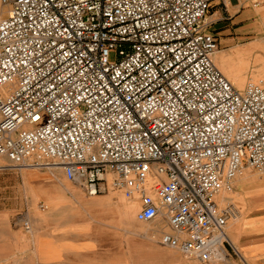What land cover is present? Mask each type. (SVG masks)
Returning a JSON list of instances; mask_svg holds the SVG:
<instances>
[{
  "label": "built area",
  "instance_id": "obj_1",
  "mask_svg": "<svg viewBox=\"0 0 264 264\" xmlns=\"http://www.w3.org/2000/svg\"><path fill=\"white\" fill-rule=\"evenodd\" d=\"M215 1L0 0V157L120 190L171 229L162 244L228 258L219 196L264 173V80L239 89L215 64Z\"/></svg>",
  "mask_w": 264,
  "mask_h": 264
},
{
  "label": "rangeland",
  "instance_id": "obj_2",
  "mask_svg": "<svg viewBox=\"0 0 264 264\" xmlns=\"http://www.w3.org/2000/svg\"><path fill=\"white\" fill-rule=\"evenodd\" d=\"M238 10L236 17L243 21L228 26L227 18ZM215 11L222 19L219 22L209 18ZM207 19L209 29L217 33L220 53L237 72L247 82L264 80V0H242L241 6L217 0ZM115 57L111 53V59ZM0 159L5 165L0 167V264H227L225 260L204 263L162 244V233L170 232L165 222L138 221L139 202L120 190L109 187L90 196L68 181L58 166L17 168L7 158ZM242 171L249 172L252 180L244 186L237 182L238 174L233 190L227 191L231 200L225 202H234L242 212L230 221L232 238L226 230L228 261L264 264V256L247 252L251 244L264 242V233L246 231L256 225L247 221L248 216L264 217V173L248 167ZM126 205L134 211L129 212Z\"/></svg>",
  "mask_w": 264,
  "mask_h": 264
},
{
  "label": "bare ground",
  "instance_id": "obj_3",
  "mask_svg": "<svg viewBox=\"0 0 264 264\" xmlns=\"http://www.w3.org/2000/svg\"><path fill=\"white\" fill-rule=\"evenodd\" d=\"M7 7V6H6ZM6 11H5V6L4 5H0V18L4 15V13H5ZM207 21H208V19H207ZM215 53H217V55L215 56V64H217V67L218 66H220V68L222 69V70H224V73H227L226 75H227V78L236 86H239V87H243L244 88V86H245V84H246V79L240 74V73H238L237 72V70H236V68H235V66H233L232 65V63L230 62V60L229 59H227V57H225L224 55H223V53H220V49H217L216 50V52ZM219 53V54H218ZM260 67V66H259ZM219 68V67H218ZM219 68V69H220ZM228 68H231L230 70L228 69ZM220 69V70H221ZM226 71V72H225ZM235 71V72H234ZM264 74V73H263ZM240 89H242V88H240ZM0 158H3V157H0ZM3 164V162L1 161V159H0V167H3V166H5V165H2ZM36 167H38V166H36ZM46 167H48V166H46ZM27 169L28 168H32L31 166H28V167H26ZM50 168H52V167H50ZM239 174H241L240 176H239V178H237V182H240L242 185H246L247 183H249L251 180H252V176L249 174V172H244V171H241ZM108 180L111 182V180H112V176H109V178H108ZM258 181V180H257ZM112 186V185H111ZM110 200L112 199V198H109ZM219 200H220V202L223 204V203H225L226 201H230L231 200V196H230V193H227V191H223L222 193H221V195L219 196ZM85 201V200H84ZM86 202V204H89V201H85ZM88 202V203H87ZM232 202V201H231ZM234 203V202H233ZM234 205H235V203H234ZM235 207H236V205H235ZM126 209L129 211V212H133L134 211V209H133V206L132 205H130V206H128V205H126ZM236 212H235V216H237V217H241V211L236 207ZM240 213V214H239ZM168 229L170 230V232H171V229L168 227ZM227 232L229 233V235L231 236V228H230V222L228 223V225H227ZM231 238H232V236H231ZM225 261H227L226 263L227 264H229V261H228V258H226L225 259Z\"/></svg>",
  "mask_w": 264,
  "mask_h": 264
},
{
  "label": "crops",
  "instance_id": "obj_4",
  "mask_svg": "<svg viewBox=\"0 0 264 264\" xmlns=\"http://www.w3.org/2000/svg\"><path fill=\"white\" fill-rule=\"evenodd\" d=\"M229 2L232 6H241L242 5V0H229ZM217 12L218 11H215L214 14L209 16L211 21L219 22L222 20L219 16H217ZM238 14H239V10L234 12L233 14L230 15L229 18H227V25L228 26H230L229 23L231 24V26H235V25H238L241 21H243V19L236 17ZM233 18H235L236 20H233ZM228 26H225V28ZM247 221H252L253 223H256L255 226L248 227V229H246V231H248V233L258 232V230H260L261 232L264 233V217L248 216ZM251 246H252V248L247 250L249 255L251 253L252 257L258 256V255L264 256V242L261 243L260 245H257L256 247L253 244H251Z\"/></svg>",
  "mask_w": 264,
  "mask_h": 264
}]
</instances>
